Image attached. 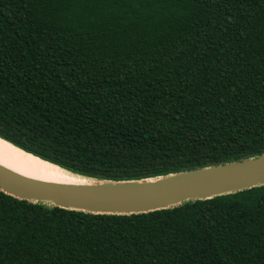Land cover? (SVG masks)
Returning a JSON list of instances; mask_svg holds the SVG:
<instances>
[{"label": "trees", "instance_id": "obj_1", "mask_svg": "<svg viewBox=\"0 0 264 264\" xmlns=\"http://www.w3.org/2000/svg\"><path fill=\"white\" fill-rule=\"evenodd\" d=\"M0 138L97 182L264 155V0H0ZM0 264H264V184L146 214L0 191Z\"/></svg>", "mask_w": 264, "mask_h": 264}, {"label": "water", "instance_id": "obj_2", "mask_svg": "<svg viewBox=\"0 0 264 264\" xmlns=\"http://www.w3.org/2000/svg\"><path fill=\"white\" fill-rule=\"evenodd\" d=\"M77 178L92 182V185L33 181L0 166V191L19 200L48 203L66 210L104 215L146 214L189 200H207L263 185L264 155L143 181L113 183Z\"/></svg>", "mask_w": 264, "mask_h": 264}, {"label": "bare ground", "instance_id": "obj_3", "mask_svg": "<svg viewBox=\"0 0 264 264\" xmlns=\"http://www.w3.org/2000/svg\"><path fill=\"white\" fill-rule=\"evenodd\" d=\"M0 166L29 180L61 185H92L0 139Z\"/></svg>", "mask_w": 264, "mask_h": 264}]
</instances>
